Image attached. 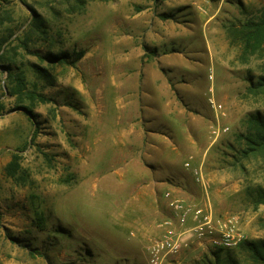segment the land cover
<instances>
[{
	"label": "rangeland",
	"instance_id": "rangeland-1",
	"mask_svg": "<svg viewBox=\"0 0 264 264\" xmlns=\"http://www.w3.org/2000/svg\"><path fill=\"white\" fill-rule=\"evenodd\" d=\"M262 14L264 0H0L2 49L16 46L29 89L50 99L31 116L1 96L0 264H150L176 217L167 191L239 215L246 234L230 250L188 248L180 264H252L264 160L243 156L242 134L264 112L247 91L264 57H243L231 30ZM75 49V64L47 58Z\"/></svg>",
	"mask_w": 264,
	"mask_h": 264
},
{
	"label": "trees",
	"instance_id": "trees-1",
	"mask_svg": "<svg viewBox=\"0 0 264 264\" xmlns=\"http://www.w3.org/2000/svg\"><path fill=\"white\" fill-rule=\"evenodd\" d=\"M33 27L39 31L43 29V23L41 18H33L31 20ZM236 37L240 39L242 43L243 57H250L257 55L261 58L264 57V14L257 18H250L243 22L241 26L234 27L231 30ZM28 40H22V45L28 48ZM18 52L16 46L2 49L0 45V114L5 108V104L1 99V96L5 94V88L10 95H15L17 98L16 103L18 107H24L27 112L34 116L33 106L39 102H47L50 100L46 95L36 89H29L27 73L25 69L18 64L17 58ZM85 50L75 49L73 51H59L50 53L48 59L53 65L63 64H75L81 58H83ZM7 72L6 85L1 83L2 73ZM250 85L247 87L248 94L263 97L264 98V74L259 76L256 80L251 79ZM27 102V103H26ZM247 131L242 134L245 140V147L242 150V154L245 158H257L262 157L264 160V112L256 111L249 114L247 118ZM16 158V156H14ZM19 164L17 160H12L7 166V172L9 176L17 177L19 173ZM254 189V188H253ZM256 197L254 200L255 207L260 204H264V183H260L255 187ZM38 218V226L41 227V218ZM262 227L264 228V220L262 221ZM244 247L248 249L252 255V264H264V238L258 239L253 242H245ZM244 244V243H242ZM230 249H218L217 252Z\"/></svg>",
	"mask_w": 264,
	"mask_h": 264
},
{
	"label": "built area",
	"instance_id": "built-area-1",
	"mask_svg": "<svg viewBox=\"0 0 264 264\" xmlns=\"http://www.w3.org/2000/svg\"><path fill=\"white\" fill-rule=\"evenodd\" d=\"M195 174L197 181L204 183L202 171L196 169ZM165 196L176 217L165 220L164 235L149 245L147 254L150 264H180L179 255L195 245L233 249L245 239L239 215L218 217L210 203L195 206L185 199L174 197L171 191H167ZM173 218L177 220L179 230L174 229Z\"/></svg>",
	"mask_w": 264,
	"mask_h": 264
}]
</instances>
